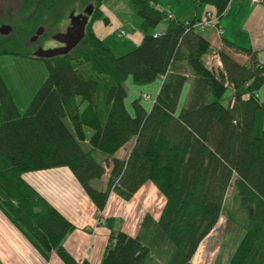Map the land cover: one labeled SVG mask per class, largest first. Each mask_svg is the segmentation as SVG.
I'll list each match as a JSON object with an SVG mask.
<instances>
[{
    "label": "trees",
    "instance_id": "1",
    "mask_svg": "<svg viewBox=\"0 0 264 264\" xmlns=\"http://www.w3.org/2000/svg\"><path fill=\"white\" fill-rule=\"evenodd\" d=\"M80 1L95 6L84 38L66 55L28 56L44 61L48 74L24 111L19 112L0 73V210L43 257L53 252L63 264H87L63 246L73 224L23 173L68 168L99 216L111 191L129 200L152 181L165 199L161 215L146 214L137 235L112 230L100 264H192L234 188L245 233L229 264H264V131L254 134L264 63L255 49L224 40L223 49L244 54L248 62L218 48L222 65H207L203 58L212 43L195 28L197 21L169 17L154 0H129L144 36L132 51L117 56L93 31L94 21L109 22L100 8L105 0ZM230 1L197 3L210 4L219 21ZM76 2L22 0L17 18L24 29L16 28L27 38L44 21L55 25ZM1 43L4 53L19 54L9 38ZM6 43L12 51L5 50ZM182 63L192 75L191 87L177 112L189 79ZM128 76L140 85L161 79L148 108L141 98L132 101V113L125 107ZM229 88L232 94L224 104L221 98ZM86 128L92 132L88 138ZM131 141L127 157L117 158ZM96 151L102 159L96 160ZM106 173V187L97 189L93 182Z\"/></svg>",
    "mask_w": 264,
    "mask_h": 264
},
{
    "label": "crops",
    "instance_id": "2",
    "mask_svg": "<svg viewBox=\"0 0 264 264\" xmlns=\"http://www.w3.org/2000/svg\"><path fill=\"white\" fill-rule=\"evenodd\" d=\"M154 2L159 9L168 12L169 17H177L183 22L193 20L202 22L206 13L210 11L215 13V9L210 4H200L197 0H154ZM105 7L102 3L100 8L104 15L109 13L108 8ZM226 9L216 25H206L202 29L195 27L212 43L208 55L203 58L204 62L210 65L211 56L216 57L218 55L216 50L223 49L224 40H230L238 46L255 49L257 60L264 63V0H260L257 4H253L250 0H231ZM108 20V24H105L102 19L92 23L95 35L105 42L107 29L113 23L112 20ZM116 22L118 26L124 25L118 20ZM220 30L223 33L219 34ZM132 34L133 45L139 44L144 34L141 31L137 32L135 28ZM106 44L108 45L107 42ZM223 51L232 53L234 59L239 62L245 64L248 62L244 54H235L231 49H223ZM211 62L215 68L222 65L220 60ZM182 71L189 75V79L192 77L185 63H182ZM132 143L133 141L120 148L115 156L125 159ZM108 176L109 173H106L104 177L94 181V186L97 189H104ZM22 177L73 224L75 230L65 238L63 246L79 263L85 260L87 264H100L108 248L112 230L115 232L122 230L131 236L137 235L142 226L143 217L146 214H153L155 218H158L165 204L164 196L157 190L155 183L146 181L129 200H124L121 195L111 191L107 206L100 213L102 216L100 217L96 206L68 168L25 172ZM159 203L161 206L158 207ZM3 213L0 210V264H63L53 252L48 258L43 257L40 250L37 251L30 240L26 239L21 234V230L14 226Z\"/></svg>",
    "mask_w": 264,
    "mask_h": 264
},
{
    "label": "rangeland",
    "instance_id": "3",
    "mask_svg": "<svg viewBox=\"0 0 264 264\" xmlns=\"http://www.w3.org/2000/svg\"><path fill=\"white\" fill-rule=\"evenodd\" d=\"M21 1L22 0H0V27L7 24L10 25V33L6 35L0 34V41L4 38H9L12 43L16 46L14 51L19 50V54H12L10 52L4 53L2 48V43L0 44V73H2V78L8 91L12 94L15 104L19 112L24 111L27 106H29L30 99L34 94H36L37 89L40 84L43 83V79L48 74V70L44 65L42 60H33L28 56H32L38 47L43 49H49L50 44H46L48 37L51 34L56 36L59 33H65L68 29L70 12L73 10L75 14H78L79 11H82L87 4L81 3L80 0H77L75 5H70L68 9L65 10L63 15L64 18L58 20L54 25L49 20L44 21L41 25L45 28L44 33L38 36V40L32 42L31 36L25 38L23 34L17 30L16 27L24 29L22 21L18 19L19 11H21ZM105 4V8H108L109 13H106L105 16L108 19L112 20L111 26L107 29L106 42L109 46L113 47L112 52L121 56L123 53L132 51L137 45H133L132 42V32L134 28L137 32H142L141 30V20L137 16V13L131 9L129 0H105L102 2ZM116 20L120 21L124 25H116ZM227 20V19H225ZM164 25L162 24L157 29L163 30ZM37 27L33 28V32H37ZM32 32V33H33ZM203 33V32H202ZM34 35V34H33ZM13 44V45H14ZM49 47V48H48ZM20 48V49H19ZM7 49L12 51L11 43H6ZM25 56V57H23ZM28 57V58H26ZM212 59V58H211ZM213 61V59H212ZM133 79L128 76L124 82V87L127 88L126 92V102L125 107L133 112L131 106L132 101L136 98H141V104L148 108L152 101L155 99L158 89L160 88L161 79H157L154 83H146L140 85L134 83ZM189 87H191L190 79L185 83V87L182 90L181 98L179 99V112L182 109L185 100L187 99V92ZM259 102L262 104V108L257 112L255 117L254 134L261 136L264 131V85L259 90ZM149 95L150 98L145 99L144 95ZM231 89H227L225 95L222 96L221 101L224 104H227L229 98L231 97ZM84 103L81 106V109L84 108ZM68 127H70V122L65 119ZM87 133V138L92 132L89 128L85 129ZM85 150L90 148V144L85 141L82 146ZM95 154L96 160L102 159V154L99 151H96ZM235 189L232 188L227 192L226 203H224V213H222L220 221L216 224V227L213 229V232L210 233L202 241V244L198 247L195 257L192 259V264H229V259L231 255H234L235 249L240 243V239L245 233L242 229L243 223H245L244 216L242 215L241 209L238 208V198H234ZM161 204H158V207Z\"/></svg>",
    "mask_w": 264,
    "mask_h": 264
},
{
    "label": "water",
    "instance_id": "4",
    "mask_svg": "<svg viewBox=\"0 0 264 264\" xmlns=\"http://www.w3.org/2000/svg\"><path fill=\"white\" fill-rule=\"evenodd\" d=\"M93 8H95V6L90 3L88 7L83 9V11L79 12L77 15L75 14V11L72 10L69 14V28L65 33H59V35L56 36L58 40L60 39L62 45L57 48L50 47L46 50L42 47H38L37 51L33 53V57L48 59L52 56L55 57L59 56L60 54L66 55L69 53L73 47H75L80 42V40L84 38L83 36H85V29H87V24L91 17ZM10 31H12L10 25L5 24L0 27L1 35H6L7 33H10ZM44 31L45 28L42 25H39L37 27V32H35L34 35H31L32 42L37 41L38 36L41 35V33H44Z\"/></svg>",
    "mask_w": 264,
    "mask_h": 264
},
{
    "label": "built area",
    "instance_id": "5",
    "mask_svg": "<svg viewBox=\"0 0 264 264\" xmlns=\"http://www.w3.org/2000/svg\"><path fill=\"white\" fill-rule=\"evenodd\" d=\"M250 1H251L253 4H257L260 0H250ZM217 23H218V20H216V18L212 15V12L210 11V12L206 13V17H205L204 21H202V22H201V21H200V22H197L196 25H195V27L198 26V27H200V29H202V28L206 27V25L214 26V25H216ZM219 32H220L219 34L223 33L222 30H220ZM157 35H158V33L155 32V36H157ZM211 58H212L214 61L219 62L218 55H216V57L211 56ZM212 59L209 60V63H210L211 66H214L213 63L211 62ZM143 97H144L145 99L150 98L149 95H147V94L144 95ZM98 221L100 222V221H101V218L98 219Z\"/></svg>",
    "mask_w": 264,
    "mask_h": 264
},
{
    "label": "flooded vegetation",
    "instance_id": "6",
    "mask_svg": "<svg viewBox=\"0 0 264 264\" xmlns=\"http://www.w3.org/2000/svg\"><path fill=\"white\" fill-rule=\"evenodd\" d=\"M83 11V10H82ZM82 11H79V12H82ZM79 14V13H78ZM77 15V14H76ZM68 28H69V25H68ZM46 44H50L49 47H53V48H57L59 46L62 45V42H60V39L58 40L56 38V35L54 34H51L49 37H48V40L46 42ZM48 47V48H49Z\"/></svg>",
    "mask_w": 264,
    "mask_h": 264
}]
</instances>
